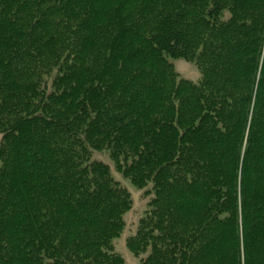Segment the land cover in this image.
<instances>
[{
  "label": "trees",
  "instance_id": "trees-1",
  "mask_svg": "<svg viewBox=\"0 0 264 264\" xmlns=\"http://www.w3.org/2000/svg\"><path fill=\"white\" fill-rule=\"evenodd\" d=\"M97 151L142 264H264V0H0V264H126Z\"/></svg>",
  "mask_w": 264,
  "mask_h": 264
},
{
  "label": "rangeland",
  "instance_id": "rangeland-1",
  "mask_svg": "<svg viewBox=\"0 0 264 264\" xmlns=\"http://www.w3.org/2000/svg\"><path fill=\"white\" fill-rule=\"evenodd\" d=\"M175 64L176 70L180 76L198 82L201 79V72L194 62L187 61L184 58H171ZM93 159L104 161L112 166V173L116 181L120 185L126 187L132 194L133 207L124 216L126 225L122 233L114 240L115 251L120 253L126 264H142L141 258L147 253L136 256L127 246V238L137 231L139 219L149 208V202L154 197L153 183L150 182L145 187H137L131 180L125 177L121 172L117 171L108 151H97L93 155Z\"/></svg>",
  "mask_w": 264,
  "mask_h": 264
}]
</instances>
